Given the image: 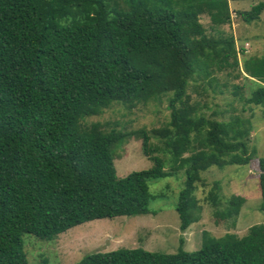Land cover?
Returning a JSON list of instances; mask_svg holds the SVG:
<instances>
[{
    "label": "trees",
    "instance_id": "1",
    "mask_svg": "<svg viewBox=\"0 0 264 264\" xmlns=\"http://www.w3.org/2000/svg\"><path fill=\"white\" fill-rule=\"evenodd\" d=\"M236 1L257 2L240 13L245 23L264 12V0H0V264H28L24 234L52 241L95 220L150 213L149 183L172 174L144 129L85 122L112 104L131 110L168 96L169 122L153 133L184 171L175 205L182 232L197 221L200 174L250 162L249 120L207 119L187 94L189 81L238 67L233 38L207 36L199 19L226 25ZM244 73L255 87L247 101L264 105V59L245 62ZM132 136L153 165L119 178L112 148ZM258 170L264 211V157ZM214 190L215 216L235 221L244 199L218 209V183ZM183 245L174 254L93 252L75 264H264V224L242 237L204 234L193 252Z\"/></svg>",
    "mask_w": 264,
    "mask_h": 264
},
{
    "label": "rangeland",
    "instance_id": "2",
    "mask_svg": "<svg viewBox=\"0 0 264 264\" xmlns=\"http://www.w3.org/2000/svg\"><path fill=\"white\" fill-rule=\"evenodd\" d=\"M118 1L121 3V0ZM256 4L257 2L252 1L229 2L230 22L220 27L211 25L206 14L199 16L207 36L214 39L233 38L238 67H224L221 71L213 72L204 81H189L187 87L189 102L195 106L198 115L219 122H229L236 118L249 120L247 142L249 153L252 154L250 162L223 169L211 167L200 174L201 180L193 192L199 206V211L195 214L197 221L182 232L175 205L179 191L183 188L184 171L172 160L162 139L153 133L165 128L169 122L168 96L131 110L121 104H112L100 114L87 118L85 122H99L106 132L111 129L124 132L144 129L154 149L152 156L159 157L164 164L163 170L172 176L149 183L151 200L148 205L150 213L147 215L95 220L76 226L52 241L24 234L23 249L28 264H75L87 254L121 248H141L174 254L178 250L180 239L184 241V251L193 252L201 247L204 234L213 238L225 234L242 237L251 226L264 224L258 181V159L264 157V105L257 106L247 101L255 87L245 79L244 73L245 62L255 58L264 59V12L258 20L251 23H245L240 17V13L249 11ZM231 61L229 59V63ZM112 151L119 178L134 171L149 169L153 165L142 152L140 137L132 136L123 144L114 146ZM186 156L187 154L184 155ZM215 183L219 184L221 199L218 209H224L226 200L231 196L244 199L235 221L215 216L216 209L207 199L210 192H216Z\"/></svg>",
    "mask_w": 264,
    "mask_h": 264
}]
</instances>
